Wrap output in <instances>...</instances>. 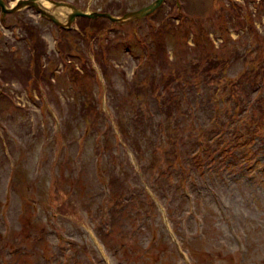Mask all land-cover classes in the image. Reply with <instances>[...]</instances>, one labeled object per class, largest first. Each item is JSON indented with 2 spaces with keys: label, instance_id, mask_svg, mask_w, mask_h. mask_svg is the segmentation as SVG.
<instances>
[{
  "label": "rangeland",
  "instance_id": "obj_1",
  "mask_svg": "<svg viewBox=\"0 0 264 264\" xmlns=\"http://www.w3.org/2000/svg\"><path fill=\"white\" fill-rule=\"evenodd\" d=\"M52 1L121 17L153 0ZM64 8L49 6L66 22ZM84 18L59 59L61 31L30 6L0 19V264H264V0L96 18L108 26L82 56ZM32 32L42 90L27 81ZM240 78L255 122L216 146L213 119L235 100L215 88ZM161 91L178 125L159 121Z\"/></svg>",
  "mask_w": 264,
  "mask_h": 264
},
{
  "label": "trees",
  "instance_id": "obj_2",
  "mask_svg": "<svg viewBox=\"0 0 264 264\" xmlns=\"http://www.w3.org/2000/svg\"><path fill=\"white\" fill-rule=\"evenodd\" d=\"M93 22H98V23L95 24ZM105 22H106L105 19H96V20L85 19L84 25H80V27H78L79 30L75 31L77 36L82 40L85 46L83 49L84 53L82 54V56L86 53V51L88 52L90 51L92 47V41H94L95 39L97 40V37H99L100 35H102L103 32L106 31L105 29L108 25ZM67 32L68 31L66 30H61L60 41L58 42V45H57V50L59 52L58 59H59V56L62 58L69 57L68 52H69L70 45L68 46L69 48L66 47V42H65V37H66L65 35ZM23 40H26L28 43V47H29L28 52H29V57H30V61H29L30 65L28 62L29 68L27 66V69H28L27 70V81L29 82V84L32 83V84H35V86H37L39 82H44L43 80L44 68L41 63V57L46 55V50H45L46 45H45V42L40 39L39 35L36 32H32L30 35L25 36ZM91 50L93 51V49ZM47 58L50 59V55H48ZM211 68H216V67L213 66ZM250 69H249L250 75H253V79H256L255 77L259 73L256 74L255 72V74H251ZM101 70H102V74H104V69L102 67H101ZM224 71L225 70H222L221 72H224ZM220 77H221V73H220ZM255 83L257 84L256 81L254 82V84ZM242 86H243V80L240 78L237 81L235 80V82H230L228 80L226 82L221 81L219 84H217L215 88L216 91H222L224 95H227V96H224L225 98L223 99L221 98L222 101H220V105L226 104L228 106V104H230V98H234L235 100V106L233 108L228 106L229 108H226V109H222L220 107V111L219 109H217V112L219 111V113L215 115L217 116V118L213 119L214 125H212L213 133H215L214 135H216V139L214 142V145L216 146L220 145L219 141L223 139L224 140H228V139L234 140V139H237L238 136H241L242 138H244V136L246 135L245 130H244L246 125L243 124L242 127H240L238 124L244 121V118H243L244 115L247 114V119H248L249 124L255 122L251 118L250 114L253 113V107H255L254 105H257V102L255 103V101L253 100V103L250 104V98H247L249 109L245 110V114L243 116L240 115V113L244 110L246 106V103L244 100L245 93L242 90ZM263 96H264V92L259 97H263ZM166 97H167L166 91H161L160 95L157 97L160 113L165 116V119H161L162 121L161 120L159 121L163 123L164 121H167L168 119H170L173 125H178V119L177 117H173V115L174 113H177L179 111L178 110L179 105H177V108H174L172 110L165 103L164 99ZM183 111L184 113H187L189 115L194 114L191 108L186 111L185 110ZM183 111H182V114H184ZM228 112L230 115H228ZM159 131H161V129ZM163 133L165 134L166 140H168L169 136L166 134V130H163L160 133V135ZM231 137L233 139H231ZM211 150H212L211 145H208V151L211 152Z\"/></svg>",
  "mask_w": 264,
  "mask_h": 264
},
{
  "label": "water",
  "instance_id": "obj_3",
  "mask_svg": "<svg viewBox=\"0 0 264 264\" xmlns=\"http://www.w3.org/2000/svg\"><path fill=\"white\" fill-rule=\"evenodd\" d=\"M50 3L54 5V7H67L71 11L69 14V17L66 21V24H63L54 14L50 13V11L43 10L40 5L38 0H19L16 4V6L13 9H6L5 4L2 0H0V7L2 8V12L4 14L9 13V12H14L22 7L25 6H30L35 8L38 12L41 13L42 16L46 17L47 19L51 20L53 23L56 25H59L63 28H70L71 23L74 21L76 17H86V18H91V19H96V18H106L109 21L113 23L117 22H125L129 20H135V19H141L144 18L150 14H152L156 9L160 7V5L163 3L164 0H155L152 3H150L147 6H144L136 11L128 12L124 14L122 17H114L109 13H102V12H84L76 9L74 6L63 3V2H55L52 0H48Z\"/></svg>",
  "mask_w": 264,
  "mask_h": 264
},
{
  "label": "bare ground",
  "instance_id": "obj_4",
  "mask_svg": "<svg viewBox=\"0 0 264 264\" xmlns=\"http://www.w3.org/2000/svg\"><path fill=\"white\" fill-rule=\"evenodd\" d=\"M40 3L42 4V6H44L45 8H48V11L50 12H54L53 10L55 9H49V6H51V3L48 0L45 1H40ZM15 4V3H14ZM58 10H60L61 13L66 12L67 10L64 7H57Z\"/></svg>",
  "mask_w": 264,
  "mask_h": 264
},
{
  "label": "flooded vegetation",
  "instance_id": "obj_5",
  "mask_svg": "<svg viewBox=\"0 0 264 264\" xmlns=\"http://www.w3.org/2000/svg\"><path fill=\"white\" fill-rule=\"evenodd\" d=\"M6 1V0H5Z\"/></svg>",
  "mask_w": 264,
  "mask_h": 264
}]
</instances>
